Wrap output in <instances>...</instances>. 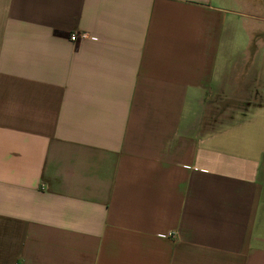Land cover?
<instances>
[{
    "label": "crops",
    "instance_id": "crops-1",
    "mask_svg": "<svg viewBox=\"0 0 264 264\" xmlns=\"http://www.w3.org/2000/svg\"><path fill=\"white\" fill-rule=\"evenodd\" d=\"M251 6L0 0V264H264Z\"/></svg>",
    "mask_w": 264,
    "mask_h": 264
},
{
    "label": "rangeland",
    "instance_id": "rangeland-1",
    "mask_svg": "<svg viewBox=\"0 0 264 264\" xmlns=\"http://www.w3.org/2000/svg\"><path fill=\"white\" fill-rule=\"evenodd\" d=\"M249 3L250 1L252 2V6L250 8H248L247 13H249L250 15L248 16L251 20H255L258 21L259 24H261V28L264 29V15H262V13L264 14V8L263 4H264V0H261V5L258 7L257 4H254V2H258V0H247ZM261 16V17H260ZM260 27V26H259ZM259 39L260 41L263 40L264 41V31H260L257 35L256 38L254 39V45L252 43V48L251 51L252 53L255 52L256 49H258V45H256L255 40ZM239 41H242L241 39L237 40V42L235 43V53H238V51L242 48V45ZM260 52L256 58V65L253 68L254 71V75L257 76V79L255 80L256 82V89H249V90H242L241 92L243 94H240L241 96L244 95L243 98H241V102H234L232 105H227V107L222 108V106H220V109H222L223 113H225L227 111V113H225L226 115H231V111L230 110H244V111H254L255 109L257 111H262L264 109V45L263 47L260 49ZM254 55V54H253ZM254 59V56H253ZM252 59V60H253ZM254 63V62H253ZM253 77V74L251 75ZM252 81V86L255 85V83ZM239 91V90H238ZM233 99L236 98L239 100L238 97L233 96ZM224 116V115H222Z\"/></svg>",
    "mask_w": 264,
    "mask_h": 264
},
{
    "label": "built area",
    "instance_id": "built-area-1",
    "mask_svg": "<svg viewBox=\"0 0 264 264\" xmlns=\"http://www.w3.org/2000/svg\"><path fill=\"white\" fill-rule=\"evenodd\" d=\"M86 39L87 36L86 35H82V36H79L78 34H73L71 36V41L74 42V43H77L79 41V39Z\"/></svg>",
    "mask_w": 264,
    "mask_h": 264
},
{
    "label": "bare ground",
    "instance_id": "bare-ground-1",
    "mask_svg": "<svg viewBox=\"0 0 264 264\" xmlns=\"http://www.w3.org/2000/svg\"><path fill=\"white\" fill-rule=\"evenodd\" d=\"M249 22V21H248ZM248 25H249V27H250V29L253 27V23H248ZM255 25L258 27V25L255 23ZM249 29V28H248ZM253 29V28H252Z\"/></svg>",
    "mask_w": 264,
    "mask_h": 264
}]
</instances>
